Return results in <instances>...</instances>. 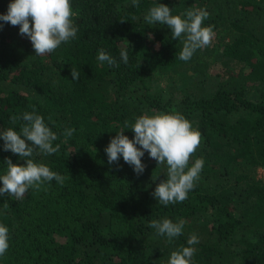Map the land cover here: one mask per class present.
I'll return each instance as SVG.
<instances>
[{
	"label": "trees",
	"instance_id": "trees-1",
	"mask_svg": "<svg viewBox=\"0 0 264 264\" xmlns=\"http://www.w3.org/2000/svg\"><path fill=\"white\" fill-rule=\"evenodd\" d=\"M9 3L0 0V13ZM158 3L174 15L205 8L204 24L214 25L211 45L181 61V39L144 20ZM71 5L76 38L44 56L35 55L19 26L0 21V131H18L11 116L35 105L59 135L54 145H61L58 153L35 159L66 177L63 185L53 179L30 189L23 200L0 197V223L9 228L0 264H166L192 232L199 236L193 264H264V178L258 177L264 169V0ZM100 48L119 67L101 64ZM121 48L128 50L127 65ZM71 68L79 79H72ZM173 110L202 136L190 164L200 156L205 164L188 198L164 206L152 192L166 178V164L145 152L146 168L137 176L122 156L110 165L105 148L125 121ZM65 128L75 129L66 142ZM125 135L134 133L125 129ZM5 158L19 161L0 138V174ZM162 217L185 220L183 234L171 242L155 235L148 224Z\"/></svg>",
	"mask_w": 264,
	"mask_h": 264
},
{
	"label": "clouds",
	"instance_id": "clouds-1",
	"mask_svg": "<svg viewBox=\"0 0 264 264\" xmlns=\"http://www.w3.org/2000/svg\"><path fill=\"white\" fill-rule=\"evenodd\" d=\"M140 0H132L134 7H139ZM71 0H10L7 12L0 13V21L19 26V34L27 36L37 56H44L57 50L62 44L76 38L78 27L75 25ZM210 16L203 8H188L183 13L173 14L164 3L154 4L147 10L144 20L149 25H166L171 30L173 40L182 41L179 52L181 61H189L198 49L209 47L215 36L214 25H205ZM3 24H0V28ZM97 60L109 66L119 67L116 58L103 48L98 49ZM120 60L127 65L129 53L120 49ZM72 79H79V72L71 68ZM31 111H24L19 116L10 118L12 125L19 124V130L8 127L0 131L3 150L11 151L19 157L13 163L5 158L6 171L0 174V197L8 196L23 200L30 189L39 190L46 182L53 179L63 185L66 177L53 171L46 163L37 161L35 156H49L60 151L61 145L57 132L45 122L44 117L31 105ZM49 116L48 120L51 121ZM125 129H131L133 138L125 135ZM75 132L74 128H65L62 135L65 142ZM202 136L198 128L179 111L144 112L135 117L134 122L125 121L116 131L105 148L108 163L118 164L121 156L130 165L137 176L141 175L146 165L142 162L145 152L157 165L167 166L166 178L156 184L153 197L159 204L182 203L195 187L205 161L200 156L191 162L192 156L201 144ZM155 178L154 180H156ZM5 207L7 203L5 202ZM185 220L173 221L168 217L153 219L148 227L155 230V235L166 236L171 242L183 234ZM199 243V236L192 232L187 239V246H180L170 252L166 264H193ZM9 248V228L0 223V257Z\"/></svg>",
	"mask_w": 264,
	"mask_h": 264
},
{
	"label": "rangeland",
	"instance_id": "rangeland-1",
	"mask_svg": "<svg viewBox=\"0 0 264 264\" xmlns=\"http://www.w3.org/2000/svg\"><path fill=\"white\" fill-rule=\"evenodd\" d=\"M220 62H221V61H220ZM214 66H215V67L223 68L222 64L219 63V62H217V64L214 65ZM224 67H225V66H224ZM236 69H238V68H236ZM161 84L164 85L163 82H161ZM162 85H161V86H162ZM258 177H259V178H264V169H263V168H259V170H258Z\"/></svg>",
	"mask_w": 264,
	"mask_h": 264
}]
</instances>
